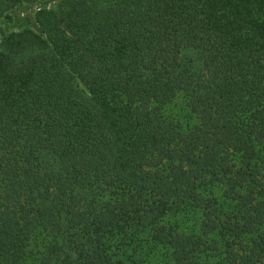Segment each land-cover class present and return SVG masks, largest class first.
<instances>
[{
    "label": "trees",
    "instance_id": "16d2710c",
    "mask_svg": "<svg viewBox=\"0 0 264 264\" xmlns=\"http://www.w3.org/2000/svg\"><path fill=\"white\" fill-rule=\"evenodd\" d=\"M4 20L0 264H264V0Z\"/></svg>",
    "mask_w": 264,
    "mask_h": 264
},
{
    "label": "rangeland",
    "instance_id": "374dc122",
    "mask_svg": "<svg viewBox=\"0 0 264 264\" xmlns=\"http://www.w3.org/2000/svg\"><path fill=\"white\" fill-rule=\"evenodd\" d=\"M55 0H40L39 2H25L21 7L19 8H11L10 10H6L2 16H0V37L3 33H7L13 30H17L21 27H23L22 25L11 21V20H4V15L6 12L9 11H13L18 13L20 16L29 14L30 12L33 11V9L37 8L38 6H42V5H46V6H51L54 4ZM182 103L180 100H178L176 103L171 104L170 106H168L167 112L171 115L176 116L177 118H179L181 121L184 120L183 118V114H182ZM180 221H184L180 219ZM185 224H189V222H185ZM31 261L30 259H28L25 264H30ZM200 264H207L205 261H202Z\"/></svg>",
    "mask_w": 264,
    "mask_h": 264
}]
</instances>
